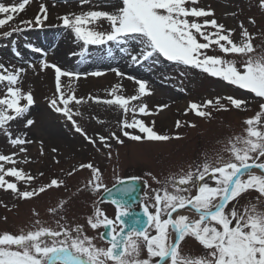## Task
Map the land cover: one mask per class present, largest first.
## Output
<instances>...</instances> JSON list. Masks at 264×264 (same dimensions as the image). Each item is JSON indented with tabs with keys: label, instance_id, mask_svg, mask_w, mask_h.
<instances>
[{
	"label": "snow or ice",
	"instance_id": "obj_1",
	"mask_svg": "<svg viewBox=\"0 0 264 264\" xmlns=\"http://www.w3.org/2000/svg\"><path fill=\"white\" fill-rule=\"evenodd\" d=\"M33 0H17L11 4L0 2V37L8 39L15 33L31 28H43L49 19L46 3H39L37 14L31 19L17 17L25 12ZM92 0H80V5H91ZM200 0H115L112 11L88 10L57 16L62 26L69 29L75 38L82 42L83 50L88 46H105L110 43L121 47L133 64H145L152 61L158 64L160 59L194 68L212 77L245 90L261 99L259 110L243 121L242 132L229 137L222 148L212 155H205L201 161L190 165L187 171L172 174L153 190L142 202L143 219L135 215L123 199H113V191L103 183L101 170L93 163H81L79 169L90 170V179L85 187L94 192L103 190L108 194L109 202L115 205L114 217L98 205L87 217L92 230L103 228L97 237L89 236L82 225L68 226L56 220L57 228L44 226L35 220L29 230L19 233L4 231L0 233V264H264V39L259 46L254 45V35L240 23L239 40L233 39L234 29H228L214 18L215 12L210 6H199ZM264 9V0H259ZM102 21L108 28H103ZM249 23L256 24L254 19ZM264 36V33L261 34ZM35 52L42 49L28 45ZM218 50L223 55H209V50ZM19 56V52L16 53ZM240 59H227L228 56ZM29 67L35 68L34 64ZM51 68L54 71L55 93L49 99V107L60 113L72 124L74 130L94 147L99 144L111 149L109 141L118 144L124 141L116 132L108 136H90L74 119L82 115L70 105H80L84 97H77L73 80L80 73L64 70L56 64L42 59L41 71ZM24 67L6 66L0 62V134L8 143L18 149L4 154L0 152V190L10 191L21 199H31L53 187L59 188L64 182L51 179L50 183L35 189L21 190L20 184L30 185L35 179L30 172L18 167V163H29L25 155L22 160L16 157L27 153V145L35 141L27 134H14L12 122L23 119L25 127H31L35 121L27 118L30 108L35 104L32 91L23 87ZM118 77L126 74L112 69ZM184 73H181L183 75ZM90 75L99 77L101 71ZM62 77L68 78L66 84ZM136 86V93L123 94V85H113L108 91L109 99L88 97L96 103L116 106L122 110L123 119L119 121L122 135L132 141L163 142L179 139L154 130L155 121L146 124L137 115L149 116L154 113L147 104L134 105L142 97L151 95L148 82L127 76ZM227 100L235 109L246 108L249 101L233 96L204 100L201 103L190 101L184 114L191 111L194 115L211 117L208 108L228 110L222 103ZM168 105H157L158 114ZM132 113L129 120L128 114ZM95 118V117H94ZM103 123V121H99ZM181 121L175 122L179 129ZM189 127H195L190 122ZM136 130L135 132L128 131ZM40 154H44L41 141ZM53 153L58 149L52 148ZM111 158V151L107 153ZM58 162V161H57ZM73 168L68 173L73 175ZM42 176L43 173H40ZM151 176V173L148 174ZM137 177H131L126 187L117 192L130 194L135 192ZM153 180L156 177L152 176ZM117 183L125 180L117 178ZM169 188L172 190L170 191ZM194 191V194H193ZM255 193L239 204L240 198ZM60 209H49L58 214ZM35 214V211H34ZM6 219V218H5ZM193 238L201 246L199 255L185 252L182 243Z\"/></svg>",
	"mask_w": 264,
	"mask_h": 264
},
{
	"label": "rangeland",
	"instance_id": "obj_2",
	"mask_svg": "<svg viewBox=\"0 0 264 264\" xmlns=\"http://www.w3.org/2000/svg\"><path fill=\"white\" fill-rule=\"evenodd\" d=\"M36 1L44 3L41 0ZM78 1L80 0L66 1L65 5ZM0 2L11 4L17 0H0ZM114 2L115 0H92L91 5L81 6L79 4L78 7L69 8L64 13L79 14L88 10L112 11ZM47 3L48 0H46ZM50 4H47L49 19L46 21V25L49 26L25 29L8 39L0 37V54L2 53L1 57L4 59L0 61L17 66L15 60L9 63L6 59L11 60V57H15V52H19L21 55L24 50L21 47L26 45L41 48L42 43L38 42L39 36L34 38V34L39 32L44 35L47 33L52 35L54 40L51 42V48L53 50L58 47V44L60 45L61 41H65L62 45L63 52L60 53V58H56V63L64 70L81 74L78 80H73L74 89L80 81L92 78L90 73L97 71V69L111 66L115 69L121 64L127 65L128 69L122 72L126 74L125 77L116 75L115 81L128 80L126 78L128 76L127 71L132 69L137 77L151 81L154 89L151 90V95L132 102L134 105L147 104L149 109H154L151 110L154 114L149 116L137 115V118L144 120L146 124L155 121L154 130L158 133L180 137L163 142L132 141L124 137L120 131L119 121L123 119L122 110L116 106L96 103L87 97L92 95L91 97L109 99L111 97L108 96V91H95L87 94L85 92L88 90H85L83 94L75 92L77 97L85 98V102L80 105H70L74 111H79L82 114L74 116L79 125L94 138L97 137V134L108 136L110 132L114 131L124 141L122 145L114 140L109 141L112 144L111 149L103 148L99 144L94 147L74 130L72 124L62 114L49 107V99L55 93V78L52 75L50 78H42L34 73L31 68H25L27 71L23 75V87L25 91L30 89L35 99V104L30 108L27 118L33 119L35 123L31 127H25V121L21 119L12 122L11 129L14 134L23 135L26 133L28 139L35 141V143L27 145L28 152L26 154L20 153L16 157L18 160H22L25 155L28 157L29 163H18L17 166L30 172L35 179L30 185L20 184L19 187L21 190L35 189L50 183V180L54 178L62 180L64 183L59 188L53 187L27 200L19 198L10 191L0 190V233L4 231L19 233L21 229L27 231L37 219L44 226L56 229L58 227L56 220L60 216H64L66 219L61 221L62 224L68 226L82 225L87 235L97 237V243H101L98 236L99 229L94 231L87 224V217L93 213L101 192H94L85 187L91 176L90 170L79 169V164L91 162L98 167L103 174V183L108 188L117 183L118 177L125 179L137 176L149 180L152 184L154 183L153 191L160 187V184L156 182L157 180L163 181L181 170L187 171L190 165L201 161L205 155H212L221 149L229 137L240 134L244 127L243 121L259 110L261 99L203 71L186 68L163 58L158 64H154L152 61L142 65L133 64L126 52L121 50L123 47L130 51L128 45L118 46L110 43L105 46H88L87 50H83L82 42L77 40L74 34L69 29H65L57 20L54 15L57 13L55 4ZM199 6H210L215 12L214 18L218 23L225 25L228 29H234V40H239L241 22L254 35V45L259 46L261 40L264 39V36L261 35L264 33V9L260 8L259 0H200ZM34 8L33 16L37 14L39 5H35ZM53 16L54 21L52 20ZM250 19H254L256 24H250ZM101 23L103 28L99 30L108 28L107 22L102 21ZM3 30L7 31L8 27L5 26V28L0 29V32ZM11 41L13 44H9ZM49 54L54 56V52L50 51ZM208 54L223 55L215 49L209 50ZM106 56L110 60L104 59V63L99 60V58H106ZM226 58L237 61L240 59L238 56L231 55ZM68 63H71L72 69L64 67ZM107 63L114 64L110 66ZM97 64L99 65L97 66ZM21 66L22 64L19 67ZM104 72L110 73L111 71ZM181 73L184 74L181 75ZM67 82L68 78L62 77V83L66 84ZM86 83H88L87 86L94 85V83ZM96 84L98 83L96 82ZM157 91H163L165 94L158 95ZM123 94L131 96L134 95V92L128 93L127 90H124ZM217 96H233L245 99L249 103L246 108L242 107L238 110L231 107L227 100H222L228 110L217 111L214 108H208L206 111L212 113L211 117L201 118L191 111L187 115L184 114L190 101L201 103ZM177 97L179 102L175 100ZM180 102L184 106L176 109ZM174 103L177 105L176 108H170V110L166 108L158 114L155 113L156 108L153 105L171 104L172 107ZM166 111L167 117H161ZM127 118L132 119L131 112ZM177 120L181 121L182 124L179 129L175 127ZM99 121H103V123ZM188 122L194 124L195 127L187 126ZM128 131L135 132L136 130L129 129ZM41 141L43 142V155L40 154ZM52 148H56L58 151L53 153ZM16 151L18 149L13 148L8 143L7 138L0 134V152L10 154ZM109 151H111V158L107 155ZM73 168L77 170L69 176L68 173ZM40 173L43 175L41 176ZM149 173L151 176L148 175ZM152 176L156 177V180H153ZM169 190L172 189L169 188ZM61 207L62 210L58 214L49 212V209H60ZM100 207L106 212L108 211L107 207Z\"/></svg>",
	"mask_w": 264,
	"mask_h": 264
},
{
	"label": "bare ground",
	"instance_id": "obj_3",
	"mask_svg": "<svg viewBox=\"0 0 264 264\" xmlns=\"http://www.w3.org/2000/svg\"><path fill=\"white\" fill-rule=\"evenodd\" d=\"M36 0H33V2L29 5V6H27V8H26V10H25V12H23V13H20L19 14V16L17 17V19L18 20H20V19H31V16H33L34 14H33V12L35 11V5H39V3H37V1L35 2ZM41 1H44V3H46V0H41ZM66 1H73V0H48V3L50 4V3H52V4H50V5H54L55 4V7H56V14H54L55 16H56V18H57V16H62V15H64L65 13H64V11H66L67 9H69V8H72V7H78L79 6V4H80V1H78V2H75V3H73V4H71V3H66V5H65V2ZM47 3V4H48ZM68 4V5H67ZM37 10V9H36ZM36 14V13H35ZM34 17V16H33ZM52 20L54 21V16H53V18H52ZM4 31V30H3ZM38 36H39V38H38ZM34 38L36 39V38H38V42H40V43H42L43 45H45V46H51V42L54 40L53 38H52V35L50 34V33H47L46 35H44L43 33H39V32H36L35 34H34ZM41 40H44L43 42L41 41ZM50 41V42H49ZM37 42V41H36ZM65 43V41L63 40V41H61L60 42V45L58 44V47H56L52 52H54V56H52L51 54H49L48 55V58L47 59H45V58H39V60H38V62L37 63H34V62H31V63H27L26 64V62L25 61H27V60H21L20 62H22V64H23V66H25V65H29V64H34L35 65V68L33 69V68H31L32 70H33V72L34 73H36L37 75H39L40 77H42V78H50V76L52 75V77H54V71L51 69V68H49V69H46V70H43V71H41V69H40V62H41V60L42 59H45V60H47L50 64H56L57 65V63H56V58L58 57V58H60V56L59 55H61L60 53H62L63 52V50H62V45ZM9 44H13L12 43V41L9 43ZM7 47V45L5 46V48ZM15 47V46H14ZM23 47H26V46H23ZM23 47H21V48H23ZM27 48V47H26ZM33 55H36V54H33ZM3 58H0V60H2ZM11 59H14V57H11ZM55 59V60H54ZM4 60V59H3ZM6 61H8V62H10V61H12V62H14V60H10L9 58H7L6 59ZM0 62H3L4 63V61H0ZM5 64V63H4ZM106 64V63H105ZM6 66H13L12 64H10V65H8V64H5ZM17 66H18V64H16ZM99 64H97V66H98ZM108 65H110V64H108ZM16 66V67H17ZM22 66V67H23ZM111 66V65H110ZM65 68L66 67H69V69H72V66H71V63H68V65L67 66H64ZM24 68H26V67H24ZM62 69H63V67H62ZM112 69H113V66H111V67H106V68H103V69H97V71H101V72H103L104 73V75H102V76H99V77H95V76H92V78H88V79H86V80H84V81H80V83H78V85L77 86H75V92H79L78 94H83L84 93V91L85 90H88L87 92H85L86 94L88 93V92H102L103 90L104 91H107V90H109L113 85H115V84H118V83H120V84H122L123 85V87L125 88L124 90L126 91H128V93L129 92H131V91H133L134 92V94L136 93V89H137V86L132 82V81H130V80H124L123 82H117V81H115V77H116V74H115V72H113L112 71ZM115 69H118L120 72H123V71H126L127 69H128V66L127 65H124V64H121V65H119V66H116L115 67ZM104 71H111L110 73H107V72H104ZM127 73H128V76H132V77H136V78H138V79H141L140 77H137L136 75H134V70H132V69H129L128 71H127ZM97 79V80H96ZM141 80H143V79H141ZM86 82H89V83H94V85H92V86H87L86 84H88V83H86ZM96 82L98 83V84H96ZM148 86L150 87V83L148 82ZM105 93V92H104ZM159 94H162V92H159ZM90 96H92V95H88L87 97H90ZM86 97V96H85ZM175 100H179L178 99V97L175 99ZM179 102V101H178ZM182 106H184V104H182L181 102H180V104L178 105V108H176L177 107V105H173L171 108H176V109H180ZM168 110H170V108H168ZM165 113H167V111L166 112H164L162 115H161V117H164V118H166L167 117V115H165ZM106 115V114H105Z\"/></svg>",
	"mask_w": 264,
	"mask_h": 264
},
{
	"label": "flooded vegetation",
	"instance_id": "obj_4",
	"mask_svg": "<svg viewBox=\"0 0 264 264\" xmlns=\"http://www.w3.org/2000/svg\"><path fill=\"white\" fill-rule=\"evenodd\" d=\"M153 187H154V183L152 184V183H149L146 187H145V189H144V191H143V197H142V199H141V205H142V202L144 201V200H146L147 199V196L145 195L146 193L148 194V195H151L152 193L151 192H153L152 191V189H153ZM194 194V193H193ZM255 196V193H250L248 196H244V197H241L240 198V201H239V203L240 204H244L245 203V201L247 200V199H249V198H251V197H254ZM100 199L98 200L97 199V203H98V206L100 207V206H105V207H107L108 209V211L106 212L105 211V209H103L106 213H107V215L111 218V217H114V215H115V206L114 205H112V204H102V203H100ZM141 208H142V206H141ZM139 209H137V211H138ZM142 218V217H141ZM144 218V217H143ZM142 218V219H143ZM102 231H105L103 228H100L99 229V232H98V234L100 233V232H102ZM102 243V242H101ZM182 249L185 251V252H190V253H192V254H195V255H199L200 253H201V246L198 244V242L197 241H195L193 238H191V237H189V238H186V241L185 242H183L182 243Z\"/></svg>",
	"mask_w": 264,
	"mask_h": 264
},
{
	"label": "water",
	"instance_id": "obj_5",
	"mask_svg": "<svg viewBox=\"0 0 264 264\" xmlns=\"http://www.w3.org/2000/svg\"><path fill=\"white\" fill-rule=\"evenodd\" d=\"M130 183H132V182H131V181H128V182H126V183L123 184V185L121 184L118 188L126 187V186H128ZM118 188H117V189H118ZM138 198H139V196L135 197L134 200H135V199L137 200ZM129 199H130V198H129Z\"/></svg>",
	"mask_w": 264,
	"mask_h": 264
}]
</instances>
